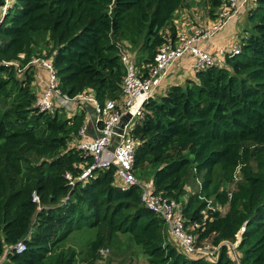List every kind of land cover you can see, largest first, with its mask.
Returning <instances> with one entry per match:
<instances>
[{"label": "trees", "instance_id": "16d2710c", "mask_svg": "<svg viewBox=\"0 0 264 264\" xmlns=\"http://www.w3.org/2000/svg\"><path fill=\"white\" fill-rule=\"evenodd\" d=\"M186 1L0 0V264H97L118 234L150 264H264V0H253L238 54L155 92L131 129L136 178L180 203L196 246L221 243L212 259L183 251L114 166L70 184L66 174L92 161L76 146L87 109L35 107V59L50 62L68 98L118 99L120 48L151 64ZM222 1L206 0L212 19ZM242 226L236 262L225 242ZM18 241L21 253L11 249Z\"/></svg>", "mask_w": 264, "mask_h": 264}, {"label": "built area", "instance_id": "2783aa9c", "mask_svg": "<svg viewBox=\"0 0 264 264\" xmlns=\"http://www.w3.org/2000/svg\"><path fill=\"white\" fill-rule=\"evenodd\" d=\"M248 0H223L216 11V17L209 26L186 25L180 22L176 26L175 37L167 34V41L158 49L154 61L151 64L136 63L135 57L125 48H120V59L125 68L122 79L121 92L118 99H107L100 105L90 90L78 94L73 98L61 94L57 88L58 78L55 70L47 59H35L33 62L41 63L47 70L48 77L45 90L36 98L35 107L40 111L53 112L55 108L64 105L67 101H79L88 105L93 113V126L96 132L93 137L88 136L86 124L78 131L76 146L92 157L89 165L85 166L76 178L66 174L69 183L76 180H86L94 171L99 169L115 167L117 182L122 188L137 184L141 187V201L149 209L161 214L167 222L168 230L172 238L179 244L180 248L192 254L214 255L219 250L221 243L211 246L207 254L203 253L202 246H196V235L187 231L183 223V215L180 203L153 194L151 182L139 181L133 170L134 151L136 140L131 135V129L136 120L142 117L143 104L154 95L161 78L175 61L189 53L194 61L193 72L203 70L214 64H222L226 55L233 56L240 52L239 42H235L228 48L216 47L215 55L199 46V42L209 40L217 33L225 23L237 12V10ZM6 5L2 7L4 12ZM5 64L15 62H4ZM18 73H20V70ZM238 173V172H237ZM237 178V177H236ZM229 196L231 192L228 193ZM33 200H38L35 193ZM195 227L197 225H194ZM242 226L236 234L237 241L225 242L232 250L236 249ZM16 253L26 249L23 241H18L12 248ZM108 248L100 249V255L106 256ZM206 258V257H205ZM238 262V258L236 259Z\"/></svg>", "mask_w": 264, "mask_h": 264}, {"label": "crops", "instance_id": "0c3cea01", "mask_svg": "<svg viewBox=\"0 0 264 264\" xmlns=\"http://www.w3.org/2000/svg\"><path fill=\"white\" fill-rule=\"evenodd\" d=\"M195 1L196 0H187L186 6L176 13L174 18V23L176 26L179 25L180 22L186 25L194 24L195 26L202 27L209 26L212 23L213 19L209 16L207 10L208 5L206 4L207 8L205 15L200 18V15L196 13L197 9H193L195 8ZM252 6L253 0H248L246 3H244L217 33H215L209 40H203L199 42V46L215 55L216 47L228 48L230 45L237 42L240 36L243 35V25L245 23L247 13ZM191 18L193 19V22ZM193 61L194 59L189 53H186L184 57L175 61L173 65L167 70L165 75L161 78L157 88L155 89V92L163 93L170 85L182 83L186 78L192 77L194 75L192 70ZM33 64L36 72L34 89L38 97L46 88L48 72L41 63L33 62ZM175 65L176 70H172ZM169 76H173V78L167 81ZM59 106L66 111L68 116H72L75 112L86 107L87 112L84 124H86L88 127V136L93 137L95 135L96 132L92 128L94 116L91 115L92 109L88 105L76 100H69L64 105ZM73 142H75V140Z\"/></svg>", "mask_w": 264, "mask_h": 264}, {"label": "rangeland", "instance_id": "374dc122", "mask_svg": "<svg viewBox=\"0 0 264 264\" xmlns=\"http://www.w3.org/2000/svg\"><path fill=\"white\" fill-rule=\"evenodd\" d=\"M10 2H11V0H6V4H9ZM206 4H207L206 0H196L195 1V8H193V9H197L196 13L198 15H200V18H202L205 15V11L207 8ZM191 20L193 22L192 18H191ZM194 23H195V21H194ZM245 25H246V20H245V23L243 25V28ZM242 33H243V31H242ZM230 43H228V44H230ZM176 65H177V63H176ZM176 65L172 68V70H176V68H175ZM172 78H173V76H169L167 81L171 80ZM150 174L151 173L148 172V175H145L144 179H147ZM186 189H187V191L193 190L192 187H187ZM221 210L224 212L225 208H221ZM88 236H89L88 233H82L80 235L79 244L84 245L85 240L88 238ZM200 246H202L201 249L203 250L204 254H207L208 251H210L212 249L211 245L208 244V242H206ZM105 248L109 249L108 254L106 256L100 257L101 259L98 261L97 264H150L147 261L146 257L143 255L141 249L137 245L134 244V242L130 239L128 234H118L116 236V242L113 245H111L109 247H105ZM228 249H229L231 257L236 261V259L238 258V252L236 251V249L232 250L229 245H228ZM216 253L217 252H215V254ZM215 254L214 255L208 254V255H205V257L207 259L208 258L212 259L215 256Z\"/></svg>", "mask_w": 264, "mask_h": 264}, {"label": "water", "instance_id": "95a60500", "mask_svg": "<svg viewBox=\"0 0 264 264\" xmlns=\"http://www.w3.org/2000/svg\"><path fill=\"white\" fill-rule=\"evenodd\" d=\"M91 115H92V116H95L94 113H93V111H91Z\"/></svg>", "mask_w": 264, "mask_h": 264}]
</instances>
